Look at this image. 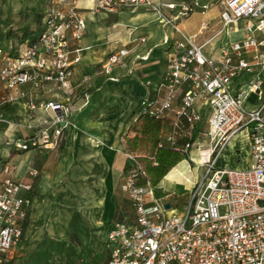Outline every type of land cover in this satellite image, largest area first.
<instances>
[{
	"label": "built area",
	"instance_id": "built-area-1",
	"mask_svg": "<svg viewBox=\"0 0 264 264\" xmlns=\"http://www.w3.org/2000/svg\"><path fill=\"white\" fill-rule=\"evenodd\" d=\"M83 1L94 11L144 7L158 12L164 25L176 23L180 38L164 39L168 71L142 96L135 118L171 116L168 140L174 145L179 138L187 139L186 152L195 144L200 148L202 137H209L210 160L199 165L204 174L194 182L190 202L180 214L165 215L169 209L154 198L155 187L146 166L139 156L127 154L129 166L121 189L132 203L134 220L118 219L111 225L105 242L107 264H264V0H224V25L246 20V34L218 57L205 52L206 42L198 43V34L189 35L177 24L194 8L207 10L209 4L200 6L194 0L172 16L162 8L177 10L174 2L50 0L35 40L28 39L16 48L0 47V84L5 90L0 94V122L10 124L2 108L24 98L30 110L28 121L36 119L37 109L50 114L39 120L36 134L14 142L16 150L56 149L72 124L75 66L88 49L81 45L87 29ZM129 52L126 45L112 51L104 71L112 72ZM248 72H254L252 79L245 85L239 83ZM52 83L64 99L38 104L32 90ZM251 93L259 96L258 106L252 109L244 103ZM242 133L250 144V166L218 167L217 160L229 142ZM39 174L31 166L27 179H17L12 164L0 168V264H13Z\"/></svg>",
	"mask_w": 264,
	"mask_h": 264
},
{
	"label": "crops",
	"instance_id": "crops-1",
	"mask_svg": "<svg viewBox=\"0 0 264 264\" xmlns=\"http://www.w3.org/2000/svg\"><path fill=\"white\" fill-rule=\"evenodd\" d=\"M158 1L162 3H176L177 10H171L166 7L162 8V12L164 14L174 16L178 13V11L181 10L183 4L191 5L194 0ZM196 1L200 4V6L206 4H209L210 6L207 10H202L201 7L194 8V10L190 12L188 16H184L183 18H181L177 22V24L189 35L198 34V43L206 42L205 52L208 55L218 57L225 48H230L232 42L243 38V36L246 34V20H240L239 22L231 25H224L223 20L221 19V12L224 8V0ZM47 7L48 0H0V47L6 49L10 47L16 48L28 39L35 40L38 37L39 30L43 26L44 14ZM82 7L86 8V10L84 11V17L87 21V29L85 31L83 39L81 40V45L88 49L82 52V58L80 62L75 66V76L73 78L75 92L71 97V105L74 111L71 119L73 121V118L78 117L79 114L82 113V110L86 108L87 103L84 102L85 95L89 96L90 94H93V90L95 88H98L104 82H106L108 85L109 94L118 97L122 101V105L118 110L108 113L107 119L102 120L99 126L100 139L104 145L101 151V156L104 165H106L107 167V176L104 177L100 183V187L105 194L104 198L99 197L94 188L87 187L83 191L82 189H80L81 182H83L87 177V175L85 174L81 177L79 176V174H73L72 176H70L67 179L65 191L68 192V190H70V193L74 195L75 199L79 197V195L81 196L80 203H82L84 207L90 211L91 221L94 224H97L95 223L94 218L95 210L98 208H101L103 210L102 222L103 227H105L104 235L106 234L107 237V232L110 229L111 225L116 221L115 217L117 214V205L114 201L115 198H113L116 191V179H114L113 176L114 168L116 167L117 170L121 173L122 177L120 175L121 178H118L117 181H121L122 183L124 173L129 166V160L127 159L128 153H133L140 157V160L146 166L148 174L155 187L154 198L162 202L164 201L165 203H170V201L173 199L176 200V192H178V190L182 189V192H190V189L193 186L194 182L199 178V176L194 178L192 165L197 164L199 166L201 163L205 162L206 159L202 156L201 150L199 147H197L196 144L187 152L183 151L185 145L178 144V141L184 138H179L176 143L172 145V143L168 140V135L171 132V116L161 119L160 121L135 118V112L142 96H144L148 90L154 88V86L160 81L162 75L166 71H168V46L164 45V39L166 37H169L171 39L180 38V34L174 29V25L176 23L174 22L169 25H164L163 23H161V16L157 12L144 7L136 8L127 5L119 8L115 12H119L120 18L121 15L128 16L123 17L118 21H114L109 25H106L103 19V24L106 29V32L104 34V28L98 27V30H95L90 22V19L97 27V20L103 15H105L106 17L108 12L90 10L89 8L91 6L87 1L82 2ZM195 12H198L201 16L199 27L196 32L188 33L185 25V18L191 16ZM88 14H98L95 15L98 19H96V17L89 16V22L93 30L102 32L100 35H97L95 31L94 33L89 31L90 26L87 20ZM251 23L253 22L251 21ZM117 25L127 28L129 30L128 36L120 33H114L113 38L112 36H108V29H113ZM203 25H206V28L202 29ZM144 28H147V30H145ZM257 35L259 37L261 36L260 33H257ZM141 38L146 39V41H144L146 43H144L143 45H141V43L143 42L141 41ZM109 40H111L113 44L124 41L122 45H127V43H138V45L141 46L137 49H134V51L131 49V55L129 54V56L125 58V60L129 58L128 61H124L120 64L114 65L112 72L106 73L104 69L100 71L98 67V64H100L101 61H104L105 59L101 54H96V51L93 50V46H105L106 43L109 42ZM161 46L163 48L165 47L164 59H161L154 63L156 64L157 70L152 74H149L150 69H152V65H154L153 63L148 64L150 54L155 47ZM110 47H112V45H110ZM135 57H140L142 58V60H146L144 62V65L138 64ZM134 68L136 69V71H132ZM257 68L258 67H255L254 70ZM124 71L132 73L131 75H125V77L120 80L119 77ZM253 76L254 72H248L240 79L239 83H243V85H245L252 79ZM137 77H142V82H140V78ZM112 78L117 79L113 80ZM147 81H150V84H147ZM27 90H31V88L27 87ZM32 91L33 98L38 104L55 98L64 99V95L54 83L49 84L47 88ZM4 92L5 90L3 89L2 84H0V94ZM27 102L28 99L24 98L23 100L15 104H8L4 106L1 112L4 114V117L10 122V124L3 121L0 122V129L4 130L3 132H5L6 134L5 139L10 142L9 147L2 150L3 155L6 157L4 164L9 163L14 166L15 178L24 180L27 179V169L33 165H37L38 167V157L40 155H44L42 156V169L40 171V175L35 180L34 190L33 192H31V195L33 196V205L28 222L26 224L24 237L29 226L31 225L34 203H36L38 198L36 197V192L40 191L39 185L41 189H45L49 187L51 182L56 181L55 176L53 175V168L55 165L54 157L57 154L55 152L57 148L29 151H19L14 148L15 141L24 139L27 136L36 134L38 132L39 120L48 119L50 117V114L46 113L44 110L37 109L35 111V116H37L36 119L28 121L27 115H29L30 110L27 107ZM244 103L247 108H256L259 104L258 94L251 93L244 99ZM29 122H31L32 124L31 127H29ZM74 132L75 130H72V134ZM73 139L74 136L71 135L70 142L73 143ZM74 142L76 144L81 143L77 140H75ZM113 144H115L117 150L114 149ZM173 146H176L177 149L181 150L179 153L182 156L185 153V158L178 162L158 183L155 184L149 172L148 166L154 164L152 158L156 155L157 149L159 147L172 148ZM195 152L200 153L203 162L196 163L193 158ZM247 152L249 153L248 162L244 164L243 162L241 163V160H238V162L240 161V164H234L235 167L246 168L250 166L251 151L249 140H247ZM209 154L210 150L208 151V157L210 159ZM87 157L93 159L95 157V152L88 153ZM220 160H223V155L220 156L217 161ZM70 161H72V155H70L69 158H64L63 161H60V163L58 164V172L60 174H63L67 166L66 163H69ZM171 173H173L172 176H170ZM163 180H166L165 184L163 183ZM121 183H118L119 193L117 194L118 197L122 199L127 194L122 191ZM62 192L64 193L63 189L59 193ZM184 192L183 194H185ZM129 202L132 217L129 219L124 217L121 218V220L132 222L134 220V211L130 199ZM186 206L187 205L185 204L176 205L175 207H173L171 204V207L165 212V215L169 216L174 213L180 214L184 211ZM22 242L16 249L13 264H15V261L17 260L18 251Z\"/></svg>",
	"mask_w": 264,
	"mask_h": 264
},
{
	"label": "rangeland",
	"instance_id": "rangeland-1",
	"mask_svg": "<svg viewBox=\"0 0 264 264\" xmlns=\"http://www.w3.org/2000/svg\"><path fill=\"white\" fill-rule=\"evenodd\" d=\"M49 4L50 0H48V5ZM95 15L98 14H88V22L89 18L96 17ZM119 16V12L109 11L106 17L105 15L99 19L96 17V19H98V23L96 22L98 25L97 27L91 19L90 22L95 30H98V27L104 28L103 33L105 34L106 29L103 24V19L106 25H109L128 15H121V18ZM200 18L201 16L198 12H195L191 16L185 18V25L188 33H194L197 31ZM90 22L89 31L94 33L95 30H93ZM144 29L147 30V28ZM128 31L129 30L127 28L117 25L113 29H108V36H112L113 38L114 33H120L128 36ZM95 32L97 35L102 33L97 31ZM110 41L111 40H109V42L102 47L99 45L93 46V50L96 51V54H101L105 60L108 59L107 57L112 51H117L125 45H122L124 41H120L115 44ZM144 43L146 42H142L141 45ZM110 45H112V47H110ZM137 45L138 43H127L126 48L131 52V49L134 51V49L141 46ZM130 52L127 56H129ZM164 56L165 47H155L150 54L148 64H154L157 61L164 59ZM128 59L129 58H127V60H123L122 62L128 61ZM136 59L138 64L144 65V62L146 61L142 60L140 57H137ZM104 61H101V63L98 64L100 71L103 70V65L106 62ZM135 68L132 71H136ZM156 68V64L152 65V69H150L149 74L155 72L157 70ZM125 71L121 73V76L119 77L120 80L124 78L125 75H131L132 73ZM137 78H140L139 80L142 82V77ZM93 92L94 93L90 94L87 99L84 97V102L87 103L86 108L82 110V113L79 114L78 117L73 118L71 126L64 134L60 145L55 151L57 154L54 157L55 165L53 168V175L55 176L56 181L51 182L49 187L45 189H41L39 185L40 191L36 192V197L38 198L36 203H34L31 225L29 226L24 240L19 248L15 264H107L108 258L105 244L106 234L104 235L105 227H103L102 222L103 210L101 208L95 210L94 218L95 223L97 224H94L91 221L90 211L85 208L82 203H80L81 196H76L77 198L75 199L74 195L70 193V190H68V192L65 191V185L70 176L73 174H79L81 177L85 174L87 177L83 181L84 184L81 182L80 189L83 191L87 187H91L96 190L99 197L104 198L105 196L100 187V183L102 179L107 176V167L104 165L101 156V151L104 145L100 139L99 126L102 120L107 119L108 113L116 111L121 107L122 101L118 97L109 94L106 82L102 83L98 88H95ZM72 130H75L73 134ZM3 131L4 130L0 129V168L6 160L2 150L4 148H8L10 143L5 139L6 134ZM71 135L74 136V141L77 140L81 143L76 144L74 141L73 143L70 142ZM247 140L246 135L243 133L235 136L226 147L223 154V160L217 161L218 167H235L234 164H240V161L238 162V160H241V163L243 162L246 164L249 159V153L247 152ZM202 141L203 145L200 147L201 154L205 157V162H208L210 160L208 157L209 137H202L201 142ZM115 144H113V146L114 149L117 150ZM93 152H95V157L93 159L87 157L88 153ZM70 155H72V161L66 163L67 166L63 174H60L58 172V164L60 161H63L64 158H69ZM42 156L44 155H40L38 157V167L37 165H33V167L37 168L39 172L42 169ZM193 157L196 161H199L201 158L199 152H195ZM192 172L194 178L197 176L202 178L204 168L194 164L192 165ZM120 175L121 173L115 167L113 174L114 179H116V191L113 197L115 198V200H113L117 205L115 220L124 217L129 219L132 217L128 196L125 195V197L121 199L117 194L119 193L118 188L121 183V181L118 182L117 180L122 177V175L121 177ZM165 182L166 180H163L164 184ZM62 189L64 190V193H59ZM183 192L182 189L176 192L177 199L170 201L173 207L176 205L189 204L191 194L190 192H184L185 194H183Z\"/></svg>",
	"mask_w": 264,
	"mask_h": 264
},
{
	"label": "trees",
	"instance_id": "trees-1",
	"mask_svg": "<svg viewBox=\"0 0 264 264\" xmlns=\"http://www.w3.org/2000/svg\"><path fill=\"white\" fill-rule=\"evenodd\" d=\"M143 119H150L154 121H160L161 119L154 118L148 115L142 116ZM188 143L187 139H180L178 144L186 145ZM181 150L177 149L176 146L172 148L159 147L157 149L156 155L152 158L153 162L156 164L149 165V172L154 180V183H158L178 162L185 158L179 153Z\"/></svg>",
	"mask_w": 264,
	"mask_h": 264
},
{
	"label": "bare ground",
	"instance_id": "bare-ground-1",
	"mask_svg": "<svg viewBox=\"0 0 264 264\" xmlns=\"http://www.w3.org/2000/svg\"><path fill=\"white\" fill-rule=\"evenodd\" d=\"M157 13H158V12H157ZM158 14H159V13H158ZM161 18H162V17H161ZM111 80H112V79H111ZM193 158H194V157H193ZM194 160L196 161V159H195V158H194ZM197 162H198V163H199V162H200V163H201V162H203L202 158H200V160H199V161H196V163H197ZM115 165H116V164H115ZM172 174H173V173H171V175H170V176H172ZM82 194H83V193H82Z\"/></svg>",
	"mask_w": 264,
	"mask_h": 264
},
{
	"label": "water",
	"instance_id": "water-1",
	"mask_svg": "<svg viewBox=\"0 0 264 264\" xmlns=\"http://www.w3.org/2000/svg\"><path fill=\"white\" fill-rule=\"evenodd\" d=\"M165 207L169 209L171 207V204L170 203H166Z\"/></svg>",
	"mask_w": 264,
	"mask_h": 264
}]
</instances>
